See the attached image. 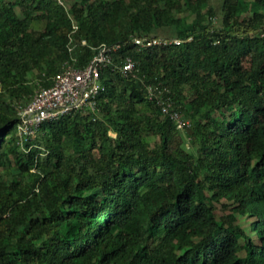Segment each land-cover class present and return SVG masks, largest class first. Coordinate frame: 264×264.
<instances>
[{"label":"trees","instance_id":"obj_1","mask_svg":"<svg viewBox=\"0 0 264 264\" xmlns=\"http://www.w3.org/2000/svg\"><path fill=\"white\" fill-rule=\"evenodd\" d=\"M114 43L97 111L22 149L15 105ZM0 264H264V0H0Z\"/></svg>","mask_w":264,"mask_h":264},{"label":"built area","instance_id":"obj_2","mask_svg":"<svg viewBox=\"0 0 264 264\" xmlns=\"http://www.w3.org/2000/svg\"><path fill=\"white\" fill-rule=\"evenodd\" d=\"M58 5L66 8L67 0H55ZM76 26H72V33ZM71 41V38H70ZM135 46L146 48L154 46L180 45V40H166L162 38H133L131 41ZM82 45L85 42L82 41ZM122 46L121 43L101 44L95 49L92 59L82 68L74 66L75 60L67 63L62 71L56 75L49 87H40L31 95L26 103H17L16 137L18 144L25 149L24 143L32 141L44 123L53 122L63 117L78 112L97 111V99L102 85L100 74L102 69L111 65L114 54ZM71 49H69L70 51ZM122 74H133L135 62L126 56L119 66ZM146 94L149 101L155 103L163 116L174 122L176 129L183 131L189 126L188 121L181 118L180 114L173 109L170 100L158 86H147Z\"/></svg>","mask_w":264,"mask_h":264},{"label":"rangeland","instance_id":"obj_3","mask_svg":"<svg viewBox=\"0 0 264 264\" xmlns=\"http://www.w3.org/2000/svg\"><path fill=\"white\" fill-rule=\"evenodd\" d=\"M211 5H212L213 7L218 8L219 5H220V0H211ZM37 89H39V87H38V88H35V90H37Z\"/></svg>","mask_w":264,"mask_h":264}]
</instances>
